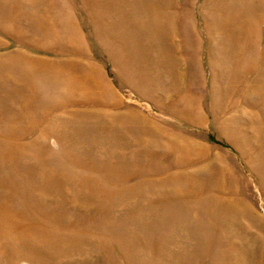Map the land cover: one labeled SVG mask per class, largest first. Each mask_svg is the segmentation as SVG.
I'll return each mask as SVG.
<instances>
[{"label":"rangeland","instance_id":"rangeland-1","mask_svg":"<svg viewBox=\"0 0 264 264\" xmlns=\"http://www.w3.org/2000/svg\"><path fill=\"white\" fill-rule=\"evenodd\" d=\"M0 264H264V0H0Z\"/></svg>","mask_w":264,"mask_h":264}]
</instances>
